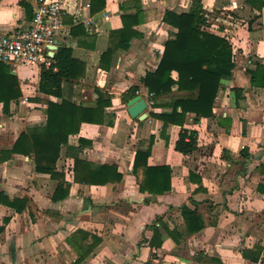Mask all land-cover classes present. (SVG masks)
I'll use <instances>...</instances> for the list:
<instances>
[{"label": "crops", "instance_id": "0c3cea01", "mask_svg": "<svg viewBox=\"0 0 264 264\" xmlns=\"http://www.w3.org/2000/svg\"><path fill=\"white\" fill-rule=\"evenodd\" d=\"M38 1L0 0V33L28 27ZM193 1L61 0L58 47L72 48L85 75L65 79L60 96L39 89L49 67L0 63V264H264V85H252L248 72L264 66V0H202L203 29L231 42L235 62L214 114L188 112L183 126L169 123L165 134L163 120L151 115L172 112L163 104L170 96L152 106L142 81L176 37L177 27L164 17L189 12ZM97 88L111 103L96 115L101 122L84 121L69 135L68 151L66 143L59 152L32 149V136L14 149L23 133L47 124L50 102L94 107ZM137 94L148 104L143 119L127 110ZM183 129L187 140L197 137L189 154L175 147ZM151 135L148 164L171 171V188L159 194L141 190L133 172L136 151ZM37 153H59L55 172L69 182L67 196L53 198L59 181L37 170ZM76 154L117 166L121 180L76 182ZM6 200L25 207L18 211ZM183 205L200 214L193 224Z\"/></svg>", "mask_w": 264, "mask_h": 264}, {"label": "trees", "instance_id": "16d2710c", "mask_svg": "<svg viewBox=\"0 0 264 264\" xmlns=\"http://www.w3.org/2000/svg\"><path fill=\"white\" fill-rule=\"evenodd\" d=\"M164 20L177 27L176 37L165 42L164 53L158 67L154 71H148L142 79L148 87L153 107L164 106L158 100L170 96V99L163 103L172 107L170 114L151 112L152 116L163 120V134L169 123L183 126L188 112H194L198 117L212 116L215 99L225 88L222 80L232 76L235 66L231 42L223 36L203 29L207 19L203 12L202 0H194L191 10L187 13L177 14L168 11ZM121 35L123 36L124 33ZM130 38L131 36L125 35L124 47L129 46ZM80 66L83 67L82 71L76 72ZM173 71L177 72L176 77L172 75ZM248 72L251 74L252 85H264L263 65L258 64L255 71ZM83 75H85V64L73 57L71 47L61 45L55 52L52 66L43 68L39 89L42 92L60 96L65 79L79 78ZM174 85L177 86L176 91L173 88ZM96 90L99 99L94 107L76 106L69 99H64L61 104L50 102L46 109L47 124L23 133L14 149L17 150L18 142L20 144L32 136L30 139L32 149L45 147L59 152L61 145L68 143L69 135L79 131L82 122H101L99 121L101 119L96 117L107 104L111 103V95L103 89ZM179 92L183 93L178 94ZM178 107H181V111ZM40 133L46 134V138L36 137ZM187 133L188 130L183 129L175 145L176 149L183 154H189L197 148V137L191 133L190 139L187 140ZM154 138L155 136L151 135L146 149L139 148L136 151L133 172L141 190L159 194L171 188V171L167 166L148 164ZM69 148L67 144V151ZM58 156L59 153L57 155L35 154L37 170L49 173L59 181L53 195L54 199L67 196L70 187L64 173L55 172ZM72 156L74 158L73 176L76 182L105 184L120 181L122 178L121 172L115 165L94 164L82 159L78 154ZM5 202L18 211L25 207V202L22 205L9 200ZM181 209L185 219L191 220L192 224L198 219L197 215H200L196 209L186 205H183ZM202 225L203 222H200L197 228Z\"/></svg>", "mask_w": 264, "mask_h": 264}, {"label": "built area", "instance_id": "2783aa9c", "mask_svg": "<svg viewBox=\"0 0 264 264\" xmlns=\"http://www.w3.org/2000/svg\"><path fill=\"white\" fill-rule=\"evenodd\" d=\"M63 14L61 0H39L28 27L0 33V61L51 67L49 45L56 43L63 29Z\"/></svg>", "mask_w": 264, "mask_h": 264}, {"label": "water", "instance_id": "95a60500", "mask_svg": "<svg viewBox=\"0 0 264 264\" xmlns=\"http://www.w3.org/2000/svg\"><path fill=\"white\" fill-rule=\"evenodd\" d=\"M58 39H56V43L53 45H49V55L52 57L53 56V50L58 47ZM147 101L145 98H143L140 94H137L133 98H131L127 102V110L132 118L139 117L143 119L146 117V112L145 109L147 108ZM134 257V254L132 255Z\"/></svg>", "mask_w": 264, "mask_h": 264}]
</instances>
